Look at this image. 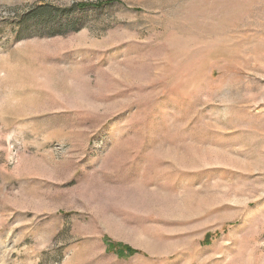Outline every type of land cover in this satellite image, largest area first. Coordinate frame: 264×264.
Returning a JSON list of instances; mask_svg holds the SVG:
<instances>
[{
  "label": "rangeland",
  "instance_id": "374dc122",
  "mask_svg": "<svg viewBox=\"0 0 264 264\" xmlns=\"http://www.w3.org/2000/svg\"><path fill=\"white\" fill-rule=\"evenodd\" d=\"M0 264H264V0H0Z\"/></svg>",
  "mask_w": 264,
  "mask_h": 264
},
{
  "label": "trees",
  "instance_id": "16d2710c",
  "mask_svg": "<svg viewBox=\"0 0 264 264\" xmlns=\"http://www.w3.org/2000/svg\"><path fill=\"white\" fill-rule=\"evenodd\" d=\"M103 6V5H102ZM43 8H45V7H49L48 5H44V6H42ZM41 7V8H42ZM89 7H95V8H99V7H101V5L99 6V5H95V6H89V5H86V4H78V5H75V6H73V9L74 10H78V11H81V10H84V9H87V8H89ZM111 248H117L118 249V255H124V254H133L134 252L130 249V248H128V247H126V246H122V245H117V246H112Z\"/></svg>",
  "mask_w": 264,
  "mask_h": 264
}]
</instances>
